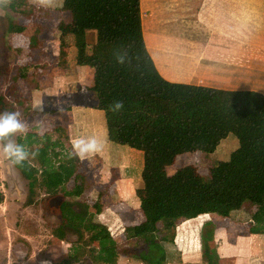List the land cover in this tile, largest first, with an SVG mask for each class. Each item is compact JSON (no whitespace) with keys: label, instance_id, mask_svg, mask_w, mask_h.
Instances as JSON below:
<instances>
[{"label":"trees","instance_id":"obj_1","mask_svg":"<svg viewBox=\"0 0 264 264\" xmlns=\"http://www.w3.org/2000/svg\"><path fill=\"white\" fill-rule=\"evenodd\" d=\"M141 0H63L62 11L71 14V21L58 26L60 37L79 30L94 31L92 46L76 47L75 63L94 69V109L103 113L107 139L110 143L141 152L142 188L138 190L143 222L137 234L149 237L156 255L143 257L133 252L143 264H161L159 243L167 241L175 225L203 215L228 218L233 212L250 215L251 235L264 236V95L251 92H226L206 87L172 84L156 71L146 50L141 27ZM19 10L20 7L17 6ZM22 14V13H20ZM31 25H13L12 33L29 39V48L39 49L36 30ZM44 64L39 59L17 67L10 73V86L5 97L13 98L7 111H19L21 118L30 115V102L17 90L19 81L38 84ZM1 70V69H0ZM1 72V71H0ZM0 73V80H1ZM122 101L118 113L108 110L113 101ZM4 110V111H5ZM53 131V130H52ZM51 133V132H50ZM47 134L42 136L47 137ZM229 135L238 141L227 162H215L202 177L194 165L178 168L171 176L165 169L184 154H213ZM35 158L22 165H13L29 189L40 195L38 203L46 211L60 217L61 225L53 236L63 240L69 232L87 235L84 247H98L90 258L71 256L55 264H109L102 255L108 240L100 237L102 226L97 217L100 199L93 203L68 201L64 187L76 174V165L58 164L52 170L48 149L42 148ZM47 163L51 164L47 169ZM81 184V180H78ZM77 184L76 188L80 189ZM78 194V190L74 192ZM76 220L66 216L75 209ZM166 220L167 225L158 228ZM204 255V254H203ZM218 260V258H217ZM207 256L205 264H220Z\"/></svg>","mask_w":264,"mask_h":264},{"label":"crops","instance_id":"obj_2","mask_svg":"<svg viewBox=\"0 0 264 264\" xmlns=\"http://www.w3.org/2000/svg\"><path fill=\"white\" fill-rule=\"evenodd\" d=\"M142 2L144 1L140 2V13L143 41L156 71L163 80L172 84L226 92L251 91L264 95V0H178L173 6V0H152L149 2L152 3L154 18L152 41H146L149 36L146 30L148 19L150 21V10L148 14L143 15ZM144 8H149L147 3ZM178 21L184 22V31L176 32ZM38 41L42 46V34L38 36ZM44 63L46 68L44 66L42 78L47 75L49 84L46 87H51L55 81L51 71L47 70L49 66L46 59ZM78 67L79 70L74 68L72 72L84 82L87 71L94 77L93 70H82L86 66ZM56 72L60 71L54 73ZM61 91L62 94L72 96L73 102H59L57 90H24L21 93L22 98L30 102L31 116L35 120L31 124L27 121L30 115L26 119L21 118L28 130L24 133L26 137L23 136L19 143L25 145L30 152L47 148L52 170L58 164L76 165V174L63 191L69 194L68 201L75 205L76 200L87 194L85 184L88 183L91 197L85 201L93 203L96 198L100 199L101 210L97 217L102 226L100 237L110 242L102 255L109 264H143L133 252L139 253L137 245L143 247V250L144 241L152 236L154 238V235L148 237L137 234V229L143 222L138 197V190L142 188L139 179L143 164L138 171L131 162L135 154L108 141L104 116H100L101 112L94 109V90H90L87 98L83 96L87 90H72L70 93ZM5 93L6 90L2 95ZM8 98H4L5 104H0V112L12 107V102H7ZM40 128L44 129L43 134L49 135L37 138L34 142L35 139L29 137L31 129L38 132ZM93 136L103 142L104 147L100 153L89 155L83 161L71 155V141L74 138ZM15 139L17 141L18 138L15 136ZM223 143L224 141L221 145ZM237 148L238 144L234 140L224 144L220 153L216 154L218 159L214 163L227 162L230 154ZM206 158L210 163L208 157ZM47 164V167H51V164ZM12 168L11 171L8 168L9 173H13L16 184H19L20 174L13 165ZM178 168L180 167L176 170ZM134 170L139 174L138 182L134 178L124 177L122 180L121 174L129 175ZM87 175H106L107 183L100 185L95 180L92 183L87 180L85 182L86 177L83 176ZM79 177L82 188L75 189L79 184ZM77 190L78 194L75 195ZM241 213L249 216L248 213L240 211L231 213L226 219L232 217L231 224L216 235V250L212 252V258L214 261L218 258L217 261L221 264H264V236L247 233L244 224L250 223L251 219L244 220ZM202 217L199 216L194 221ZM238 217H242V220H236ZM191 227H195V222ZM177 228H182L185 233L188 223L180 224ZM177 228L173 235V244L169 245L171 232L163 244L167 245L164 248L168 249L170 258L166 249L161 246L162 243L157 247L159 254L165 255L164 259L160 258L161 264H202L200 253L196 252L194 247L187 252L186 242L176 246L177 242L188 237L180 235ZM121 247L128 248L121 254ZM93 250L96 253L92 256L97 254L98 247ZM191 253L193 258L187 261V255Z\"/></svg>","mask_w":264,"mask_h":264},{"label":"rangeland","instance_id":"obj_3","mask_svg":"<svg viewBox=\"0 0 264 264\" xmlns=\"http://www.w3.org/2000/svg\"><path fill=\"white\" fill-rule=\"evenodd\" d=\"M141 1H144L142 2L143 8L141 6L142 14L146 15L148 14V10H150V21L148 19V28L146 30L149 36L148 38L146 37V41L149 39L152 41L154 35L152 22H154V18L152 17V3H149L152 2V0ZM173 1L175 2L172 6L178 3V0ZM62 2L63 0H50V3L41 5L38 0H0V73L2 75L0 80V95L4 93V90H8L10 86V73H13L17 67L28 63H36L39 59L43 62L44 66V60H47V65L49 66L47 70L51 71V76H53L55 81L53 86L46 87V85L49 84L47 75H45L38 84L29 83L28 81H19L17 83V90L20 94L23 93L24 90H57L56 96L60 97L59 102L67 104L72 103L73 98L70 95L62 94L61 90H66V92L69 93L72 92V90H87L86 93L83 94L86 98L90 90H94V77L90 76L89 71H87L84 76V78H86L84 82L82 78L76 76L72 72V69L75 68L79 70L78 65L75 63L76 47L80 44L92 46L95 43L96 34L94 31L79 30L76 34L60 37L58 26L71 21V14L62 11ZM145 3L148 4L149 8H144ZM17 6H19L21 10H19ZM144 23L145 21L143 19V24ZM13 25H31L34 27L33 29L36 30L39 37L42 34V46H40L39 49L31 50L27 37L12 33ZM175 30L176 32L184 31V22L178 21ZM87 69L94 71L91 66L82 68V70ZM57 70L60 72L54 73ZM3 101L5 100L3 99L0 104H5ZM9 101H11V104L14 106L13 98H8L7 102ZM36 110L37 108L34 109V111ZM100 116L103 117L102 112ZM34 120L35 118L31 116L30 112L27 121L33 124ZM36 120L38 122L37 117ZM40 126H43V124H40ZM31 130L32 133L29 137L35 139V141H33L36 142L37 137L43 134L44 129L40 128L38 132L35 129ZM23 136L24 133L17 134L16 137L18 139L16 142L19 143V140ZM24 137H26V134ZM42 138H44V136H42ZM231 140L236 141L238 144L237 139L233 135H229L220 142L215 152L210 154V156L204 153L181 155L176 159L175 163L165 169L166 174L171 176L176 171L177 167L181 168L183 166L194 165L201 176L205 178L207 170L211 167L210 165H214V161L218 159L216 154L220 153L222 146L229 143ZM223 141L224 143L221 145ZM122 149L135 154V158H131L132 166L140 171L143 164L142 153L134 150L132 151L125 147ZM206 157H208L210 163ZM7 167L10 171L13 169L12 165L10 166V161L0 153L1 186L3 190V194L0 195V264H55L71 256H76L79 260H83L90 258L96 253L92 247H84L83 243L87 242V235L82 234L80 238L79 234L69 232V236L67 234L63 240L56 239L53 236V231L56 227L61 225L60 217L48 213L45 207L38 203L40 195L37 191L29 189L27 182L23 180L21 175L19 176V184H16L17 181L15 177L13 185L11 183L9 184V180L7 181L4 177V173L8 171ZM49 168L50 167H47L48 171H50ZM138 175L136 170L129 175H127V173L121 174L122 180L124 177L126 179L134 178L136 182H138ZM83 177H86L84 179L85 182L87 180V182L91 181L92 183L95 180L98 184L103 185L107 183L106 177L108 176L87 175ZM80 178L81 177H79V179ZM139 180L142 187V181L141 179ZM79 187L82 188V184ZM85 187L88 192L86 195L80 197V200L84 202H86L85 200H90L91 197L90 185L87 183ZM78 211L81 214L84 212V209H75L73 214L66 216V219L75 221V214ZM140 214L143 217L141 211ZM241 214L244 220H247V218L250 219L249 214V216L244 213ZM242 217H238L236 220H242ZM231 218L226 220L227 218L224 219L215 215H203L198 221H194L195 219L184 221L180 224L188 223V229L185 233L182 228V231L177 228L180 224L175 225V230L177 228L180 235L183 234V236H188L184 237L185 240L177 242L176 246L186 242L188 248L187 252L191 251L194 247V250L200 253L202 264H204V259H206L207 256L213 257L212 252L216 250L214 247L216 235L223 232L225 227L231 224ZM194 222L195 227H191ZM166 225L167 221L162 220L157 227L160 229ZM252 226V221L244 224V228L248 231L247 233H249V229ZM175 230L171 235L169 245L173 244ZM154 238H156V236ZM128 241L130 242L131 240ZM166 246L163 245V248ZM128 247H121V254ZM55 250L59 251L58 255L52 253L55 252ZM166 251L169 255L168 249H166ZM192 254L193 253L189 256L187 255V261L192 260ZM142 255L143 257H151L155 256L156 252L154 248L147 246L143 249ZM170 256L171 255H169V258Z\"/></svg>","mask_w":264,"mask_h":264},{"label":"clouds","instance_id":"obj_4","mask_svg":"<svg viewBox=\"0 0 264 264\" xmlns=\"http://www.w3.org/2000/svg\"><path fill=\"white\" fill-rule=\"evenodd\" d=\"M41 5L50 3V0H38ZM124 107L122 101H113L108 110L118 113ZM26 123L21 119L19 111L0 112V153L10 161L11 165H22L29 157L35 158L37 152H30L25 145L17 143L15 136L27 132ZM103 142L96 137H78L71 141V155L80 160L86 159L89 155L98 154L103 150Z\"/></svg>","mask_w":264,"mask_h":264},{"label":"flooded vegetation","instance_id":"obj_5","mask_svg":"<svg viewBox=\"0 0 264 264\" xmlns=\"http://www.w3.org/2000/svg\"><path fill=\"white\" fill-rule=\"evenodd\" d=\"M8 171H6L5 173H4V177H5V179L8 181L9 180V184L11 183L12 185H13V182L15 181L14 180V175H13V173L11 174V173H9V169H7ZM10 189H11V187H10ZM68 236H69V234H68ZM53 254H55V255H58L59 254V251H56L55 250V252H52Z\"/></svg>","mask_w":264,"mask_h":264},{"label":"built area","instance_id":"obj_6","mask_svg":"<svg viewBox=\"0 0 264 264\" xmlns=\"http://www.w3.org/2000/svg\"><path fill=\"white\" fill-rule=\"evenodd\" d=\"M1 178H2V175H1V172H0V195L3 194V190H2V184H1Z\"/></svg>","mask_w":264,"mask_h":264}]
</instances>
